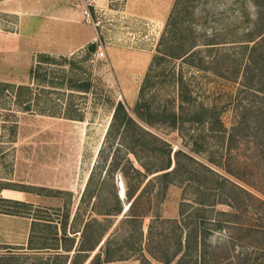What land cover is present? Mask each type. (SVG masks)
Listing matches in <instances>:
<instances>
[{
    "label": "rangeland",
    "instance_id": "374dc122",
    "mask_svg": "<svg viewBox=\"0 0 264 264\" xmlns=\"http://www.w3.org/2000/svg\"><path fill=\"white\" fill-rule=\"evenodd\" d=\"M49 1L0 0V196L26 202L22 205L0 200V210L13 212L0 211V250L5 253L0 263L59 264L60 258L53 256L52 251L28 249L27 240L31 235V244L40 245L43 235H51L53 227L42 226L37 221L44 215L55 217L54 213L58 212L60 216L67 210L68 223L73 215L76 223L84 219L92 208V198L85 195L76 207L86 184L89 190L98 189L111 199L115 194L119 199L116 206L121 211L103 220L106 231L93 250H99L102 256L103 250L109 249L114 260L104 264H164L159 259L165 257L161 250L165 248L167 255L175 253L169 264H181L174 261L182 252L178 244L180 240L182 243L184 232L173 230L163 219L178 218L181 204L187 213L190 204H197L194 200L209 203L197 205L203 216L223 220V226L212 223L204 231L206 264H264V150L252 139L242 138L232 148L229 167L238 173L236 178L213 166L249 192L235 188L239 198L233 199V206L223 193L228 192L229 183L211 189L213 182L200 165H209L205 157H215L220 152L214 146L218 141L204 120H191L189 115H183L177 130L167 122L146 124L136 117L146 129L165 139L171 145V152L174 148L183 151L178 155L181 178L188 176V171L189 175L196 174L193 179L168 184L161 197H154L157 202L152 201L150 213L157 211L160 215L152 221L148 240L146 228L152 216L127 218L124 212L127 201L118 169L103 177L105 163L100 156L106 158L112 150L105 143V133L113 108L120 101L135 118L133 104L174 0L71 2L70 6L76 3L81 11L82 22L92 27L89 42L93 41L95 47L90 50L85 43L68 54L42 50L45 39L39 30V36L27 42L23 38L24 31L34 34L39 27L47 25L49 16L59 18V9L53 15L44 13ZM57 5L56 8H63L64 2ZM177 10L176 24L185 27L186 35L196 43L195 49H201L202 64L194 65L198 61L195 58L191 64L181 57L161 58L148 71L144 97L159 108L175 106L174 81L181 75L185 91H190V100L214 104L224 126L229 127L240 107L236 92L238 78L226 79L219 69L208 66L211 64L207 58L213 51H205L210 43L202 42L219 41L211 43L212 47L224 52L228 49L233 55L237 34L225 31L234 29L239 13L252 14L255 8L249 0H186L184 3L178 0ZM1 81L12 84L4 86ZM115 120L117 123L119 117ZM118 131L114 127L108 139L113 137L116 141ZM191 141H195L194 146L189 144ZM114 152L120 158L122 151ZM186 155L196 162H187ZM198 182L204 188H196ZM154 193L151 190L149 195ZM194 217L184 215L186 221ZM74 236L76 241L78 234ZM5 246L18 251L10 254ZM144 255L149 261L143 259ZM192 257L183 254L182 261H187L183 264H193ZM82 264L97 263L86 260Z\"/></svg>",
    "mask_w": 264,
    "mask_h": 264
},
{
    "label": "trees",
    "instance_id": "16d2710c",
    "mask_svg": "<svg viewBox=\"0 0 264 264\" xmlns=\"http://www.w3.org/2000/svg\"><path fill=\"white\" fill-rule=\"evenodd\" d=\"M184 1L186 0H179V2L183 3ZM249 1L255 8L254 12L252 14H249L248 11L239 13L238 21L233 27L234 29L230 27L225 31L227 34H232L233 31L237 34L234 40L238 43L235 48L236 50L232 53L233 55L229 54L230 51L228 49L224 52L218 50L217 47H212L214 45L211 43L219 41L202 42L204 45L210 43L209 46H205V51H213L207 58L208 64L209 62L211 64L208 66L212 67V69H219L226 79L238 78L236 92L238 93L237 101L240 107L235 113L236 120L233 121L229 127L224 126L220 113L214 104L196 103L190 100V91H185V82L181 75H178L174 81L176 86L175 106L170 108H159L158 106L152 105L148 98L144 97V89L149 76L148 71H150L152 66L159 64L161 58L181 57V60L188 64H191L193 62L192 58H195L198 61L197 64L194 65L197 66H199V63L203 60V56L199 53L202 52L201 49H195L196 43H192L189 36L186 35L185 27H181L178 23L176 24L177 20L174 14L178 12V0H174L171 6L163 30L157 41L156 53L152 55L140 83L138 96L132 108L135 118L126 111L120 101H118L113 108L111 120L105 133V139H107L105 143L107 142L108 148H112V150L106 158L100 156V159L105 163L103 177L107 174L110 176L112 171L118 169L123 181L124 198L127 201V206L124 210L126 216H128L127 218L135 220V218H143L149 214L152 216V220L149 221L146 228L147 240L148 235L150 236L152 232V221L160 215L157 211L150 213L152 209L151 206L153 205L152 201L155 203L157 202L154 197H161L168 184L176 183V181L181 182L182 179H193L192 176L196 174L189 175L190 171H188V176L186 175V177L181 178L183 175H181L178 155L183 154V151L180 148H174L171 152V145L165 139L146 129L144 124L138 122L137 118L146 124L167 122V124L177 128V130L178 123L181 122L183 115H189L191 120H204L211 130L210 132L218 141L214 146L220 149V152L217 153L218 156L214 155L215 157H210V155H207L205 157L209 165L200 163L213 182L210 188H220L221 185H227V183H229L227 186L228 192L223 193L226 196L225 198L229 200L228 203L230 205H233V199L236 200L239 198V194L235 188L249 194L245 188L237 185L228 177L223 176L213 167H221L227 174L233 175L236 178L238 173L236 174L235 171L229 167V163H231L230 155L232 148H234L242 138L252 139L254 144H256L261 151L264 150V0ZM86 46L92 50L95 44L92 41L87 43ZM1 83L8 87L12 84L6 81H1ZM240 94L242 96H240ZM165 115L166 117H160ZM117 116L119 120L116 123L115 119ZM114 127L119 130L116 141L112 139L113 137L108 139V135L112 133ZM194 142L195 141H191L189 144L194 146ZM205 146L208 145L204 144V147ZM207 148H205V150ZM119 149L122 151L120 158L117 156V152H114ZM209 152L212 154V150ZM186 158L188 159L187 162L194 161L190 155H186ZM197 163L199 164V162ZM186 170L187 169H184L185 172ZM176 176H179L177 177L178 180ZM199 176L203 177L202 175ZM90 177L91 175L89 174L88 179ZM1 186L2 185H0V187ZM196 188H204V185L202 182H198ZM205 188L208 189L209 186ZM89 189L90 188L85 184L76 207L77 209L78 206L81 205V201L85 195L92 198V208L84 219L82 218L79 223H76V217L73 215L68 223L67 210L60 216L58 212L54 213L56 215L55 217L49 218V215H44L37 221L41 222L40 224L42 226L53 227L52 231H50L51 235H43L40 245H32L30 242L31 235H29L26 247L31 249V251L46 250L49 251V253L52 251L53 256L60 258L61 262H59V264H82L86 260L87 263L88 261H95L97 264H101L103 261L114 260L111 259L112 257L109 255V249L103 250L102 256H100L101 252L99 250H93L106 231V227L102 223L103 220L106 219L107 215L117 214L121 211V208H117L116 206V202L119 199L115 194L113 196L114 199H111L100 194L98 189ZM151 190L155 191L152 196L149 195ZM0 200L9 201L14 204H26V202L21 200L1 196ZM194 201H196L197 204H190L187 213L183 212L181 204L178 218L163 219L164 222L170 223L173 230L178 229L184 232L182 243L180 240L178 244V250L182 249V252L174 263L181 261V264H183L187 262L185 260L182 261L181 257L183 254H188L190 255L189 259L194 255V257H192L193 264H206L207 257L204 251L205 244L203 241L205 230H209L208 225L212 223H220V225H222L223 220L216 219L213 216H203L200 212V208L198 207L199 204L209 203L198 200ZM2 209L3 210H0L1 212L13 213L6 208ZM184 215H193L197 218L195 219L194 217L193 220L186 221ZM69 233L73 234L69 235ZM75 234H78V239L76 241H74ZM48 239H51L52 242H47ZM4 249L10 254L14 251H18L12 250L7 246H5ZM70 250L71 252H69ZM161 250L165 257L159 260L164 264H169L175 256V253L167 255L166 248ZM0 251L1 258L2 254L5 253H3L2 250ZM91 251H93V253L89 257ZM149 254L154 258L150 252ZM118 258L123 257L120 256ZM143 259L149 261L145 255Z\"/></svg>",
    "mask_w": 264,
    "mask_h": 264
},
{
    "label": "crops",
    "instance_id": "0c3cea01",
    "mask_svg": "<svg viewBox=\"0 0 264 264\" xmlns=\"http://www.w3.org/2000/svg\"><path fill=\"white\" fill-rule=\"evenodd\" d=\"M74 1L77 2L78 0H50L49 8L44 13L53 15L51 13L57 12L56 9H59L61 12L59 18L55 19L53 16L47 17L49 23L43 27H39V29L35 30L36 32H32L34 34L28 32V27H26L25 30L28 34L25 31L23 33L25 41L27 42L29 38H34L33 36L42 35L45 43H41V49L59 54L71 53L82 47L85 43H88L93 35L92 27L82 22L81 11L76 6V3H74V6H70V3ZM59 2L60 4L64 2L63 8H56L58 7L56 3Z\"/></svg>",
    "mask_w": 264,
    "mask_h": 264
},
{
    "label": "water",
    "instance_id": "95a60500",
    "mask_svg": "<svg viewBox=\"0 0 264 264\" xmlns=\"http://www.w3.org/2000/svg\"><path fill=\"white\" fill-rule=\"evenodd\" d=\"M118 192V191H117Z\"/></svg>",
    "mask_w": 264,
    "mask_h": 264
}]
</instances>
